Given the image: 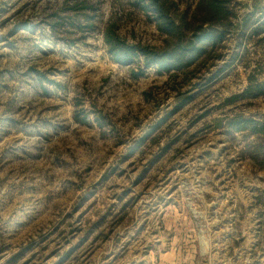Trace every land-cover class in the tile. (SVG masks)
<instances>
[{
    "label": "rangeland",
    "instance_id": "obj_1",
    "mask_svg": "<svg viewBox=\"0 0 264 264\" xmlns=\"http://www.w3.org/2000/svg\"><path fill=\"white\" fill-rule=\"evenodd\" d=\"M147 2L0 0V264H264V0L188 82L112 57L164 45Z\"/></svg>",
    "mask_w": 264,
    "mask_h": 264
},
{
    "label": "trees",
    "instance_id": "obj_2",
    "mask_svg": "<svg viewBox=\"0 0 264 264\" xmlns=\"http://www.w3.org/2000/svg\"><path fill=\"white\" fill-rule=\"evenodd\" d=\"M147 1L148 8L155 16L157 27L165 37L164 45L150 47L130 44L117 33L114 24L111 23L104 33L105 43L114 60L120 65H134L141 62L144 69L158 68L161 72L176 75L182 73L188 78L187 71L208 52V48L225 41L236 18L232 7L233 0H197L196 8L190 17L186 13L179 16L177 5L168 0ZM90 28L94 26L91 25ZM189 80L186 79L187 82ZM253 86L250 85L246 93L250 92ZM256 88L264 89V83L258 84ZM231 125L236 127L237 131L250 130L251 135L257 137L264 134V120L259 122L240 117ZM255 160L257 161V158ZM121 217L122 221L126 220L124 216ZM100 219L103 221L105 215ZM97 223L101 224V221ZM23 255L22 252L13 256L8 264L18 263Z\"/></svg>",
    "mask_w": 264,
    "mask_h": 264
}]
</instances>
